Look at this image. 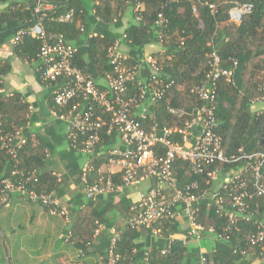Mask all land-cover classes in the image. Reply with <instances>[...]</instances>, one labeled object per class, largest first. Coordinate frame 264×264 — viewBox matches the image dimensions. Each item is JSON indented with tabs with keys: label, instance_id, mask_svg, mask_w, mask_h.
Listing matches in <instances>:
<instances>
[{
	"label": "trees",
	"instance_id": "trees-1",
	"mask_svg": "<svg viewBox=\"0 0 264 264\" xmlns=\"http://www.w3.org/2000/svg\"><path fill=\"white\" fill-rule=\"evenodd\" d=\"M235 2L250 3L253 6L251 13L244 17L239 25L229 22V12ZM0 3H8V6L0 11V46L7 43L17 30L29 27L33 21L37 20L41 23L46 36L61 35L66 44L77 47L72 66L93 80L101 90L105 86L101 85L98 80L106 81L107 77L113 74L108 50L115 43V39L102 30L119 20L127 7L134 10L137 3L143 4V10L138 12L140 21L124 31L125 43L132 52L127 64L141 66L143 63L140 60L144 47L158 42L163 52L154 54L153 57L161 66L167 81H172L173 84L163 100L148 110L145 118L135 116L134 119L149 132L155 127L158 128V133L163 127H183L184 120L172 118L167 114L166 108L171 105L190 111L200 105L201 101L191 93V90L205 81L209 69L207 57L212 50H215L223 67L230 68L231 60H236L238 64L234 75V86L224 79L217 82L214 114L218 122L217 133L221 137L224 153L227 157L264 155V109L261 112L251 110L252 102L260 97L259 86L264 85V0H39L38 2L25 0L23 3L19 0H0ZM206 3L215 4L216 13L211 14ZM47 6L50 7L49 10L45 9ZM37 7L39 11L35 12ZM69 12H72V20L61 22L60 18ZM160 14L167 21L163 28L156 26ZM94 25L98 26L97 30L90 29ZM90 33H95L96 36L89 38ZM40 48V40L23 38L21 42L13 45V52L23 61L37 62L36 77L39 82L43 83L38 71L37 57ZM10 70L11 66L8 61H0V135L21 130L27 137V144L19 152L17 169L23 175L32 171L40 173L44 153L41 147L33 146L24 130L28 114L27 105L20 95H5L1 92L2 77ZM260 72H263L261 77ZM128 88L131 95L138 94L139 86L136 82L129 83ZM50 107L58 114L66 110L56 107L51 100ZM116 139L115 135L104 136L100 143L99 150L104 148L102 152L104 162L105 153L116 147ZM174 140L180 142L177 136ZM164 151L160 148L159 153L162 155ZM101 164L102 161L99 160L95 162V167ZM241 165L242 161L232 164H216L212 169L218 168L225 177L229 171L237 170ZM13 167L14 164L10 162L9 155L5 151H0V173L9 177ZM173 171L178 179L179 187H184L193 181L198 182L199 192L209 187L206 185L204 175L187 176L185 174L187 165L180 160L175 162ZM260 171L264 184V164ZM244 177H247L250 184L249 174ZM12 178H14L12 179L14 183L22 179L21 175ZM96 178L97 174L91 172L90 181ZM113 181L114 183L119 182V174L113 177ZM60 184L55 176L44 172L38 174L35 181L28 184V189L47 193L57 191ZM217 188V193L225 194L223 190ZM5 200L6 196L0 195V206ZM257 201H260L261 212L264 214V199ZM137 205L136 203L132 206L129 218L136 213ZM193 211L194 222L205 232L212 229L213 232L208 233L216 240L213 250L204 255L205 264H253L255 261L258 262L257 251L255 254L247 251L245 235L247 229L251 228L250 225L241 224L242 232H233L226 240H218V235L222 234L227 226L226 220L216 214L212 208L207 207L205 201L194 204ZM156 223L162 224V227L167 230L164 237H169L168 231L172 229L171 219L163 218ZM69 229L71 237L67 244L80 252L79 257L87 254L95 242L96 221L89 217L88 213H79L70 223ZM101 243H104L101 256L106 264L109 235ZM0 247L2 248L1 245ZM164 250L166 252L163 253ZM188 251L189 248L179 239L172 240L165 248L154 246L145 251L132 243L127 235H123L116 245V252L120 255L118 264H196L197 260L190 256ZM241 251L247 253L241 254Z\"/></svg>",
	"mask_w": 264,
	"mask_h": 264
},
{
	"label": "built area",
	"instance_id": "built-area-1",
	"mask_svg": "<svg viewBox=\"0 0 264 264\" xmlns=\"http://www.w3.org/2000/svg\"><path fill=\"white\" fill-rule=\"evenodd\" d=\"M39 0H36L38 2ZM211 14L216 13L215 4H205ZM45 9L49 10L47 6ZM253 9L250 3L235 2L229 12V22L239 25L244 17ZM143 10V4L137 3L134 12L140 21L138 12ZM39 8L35 9L38 12ZM195 12V10H193ZM72 12L60 18L61 22H70ZM34 25L16 31L11 38L12 45L18 44L23 38L41 41L38 53L40 78L43 83H53L51 101L65 112L54 115L66 124V139L75 151H81L91 156L80 175V187L84 199L93 201L107 194H120L128 188L138 186L146 177L154 178L155 184L143 195L137 203L135 214L127 220V229L149 227L163 218H171L175 207L182 205L183 213L190 222L187 232L189 237L199 239L204 229L194 222L193 205L201 201L208 193L207 189L199 192L197 181L179 187L173 167L177 160L187 165L186 175H204L206 185L219 179L220 170L216 164H232L242 161L237 170L218 180L224 195L217 190L210 193L206 206L226 220L227 226L218 240H226L230 234L242 232L241 224H248L245 240L247 251L258 253V258L264 264V214L259 199H264L263 176L260 171L264 164L263 154H252L227 157L224 153L221 137L217 133L218 122L214 114V102L217 82L224 79L234 86V75L238 64L231 60V67L222 66L221 59L215 50L208 54V72L205 81L191 90L201 101L199 106L190 111L181 107L167 106L166 112L174 119L184 120L183 127H163L146 131L134 119L135 116L145 118L148 110L163 100L168 89L173 84L167 81L161 66L153 56H148L144 63L150 70L145 80L139 78L140 65L127 64L128 57L118 51V44L108 50L113 74L106 79V86L99 89L93 80L87 78L79 69L72 66V59L77 47L64 42L61 35L46 36L41 23L35 20ZM167 24L163 15L158 16L156 26L163 28ZM96 36L95 33L88 37ZM136 82L138 94L129 93L128 84ZM260 97L252 102L264 103V85L259 86ZM115 135L122 143L121 147L109 149L105 153V162L95 167V158L99 154L100 143L104 136ZM175 136L180 142L175 141ZM27 144V137L21 130L0 135V151H5L14 167L9 177L0 173V188L2 192L16 193L25 203L37 205L50 216L58 217L65 223V229L60 238L69 243L71 231L70 218L65 208L56 196L55 191L41 193L28 189V184L38 176V172H28L26 175L17 169L19 152ZM163 148L164 154H160ZM118 171H113L114 168ZM91 172L97 174L96 180L90 181ZM119 174V182L114 183L113 177ZM251 178V183L245 175ZM17 183L12 177L20 176ZM24 178V179H23ZM135 209V208H134ZM262 213V215H261ZM212 233L213 230L209 229ZM109 244L106 248V264H118L120 255L116 245L122 237V231L111 229ZM166 252L165 250L162 251ZM241 251V254H246ZM80 254V252H79ZM205 256L200 263L205 264ZM61 264H80V261L63 258Z\"/></svg>",
	"mask_w": 264,
	"mask_h": 264
},
{
	"label": "crops",
	"instance_id": "crops-1",
	"mask_svg": "<svg viewBox=\"0 0 264 264\" xmlns=\"http://www.w3.org/2000/svg\"><path fill=\"white\" fill-rule=\"evenodd\" d=\"M19 2L23 3L25 0ZM7 6L8 3H0V11ZM137 23L134 10L127 7L119 20L106 26L102 31L115 39L120 53L129 57L132 52L125 43L124 31ZM90 29L97 30L98 26L94 25ZM10 40L0 46V61H8L11 66L10 72L2 77L1 92L5 95H20L27 105L28 114L24 130L33 146L43 149L44 158L40 173H50L61 183L55 192L60 203L69 212L70 223L79 213H88L89 217L96 221L97 229L94 233L93 247L87 254L79 257V252L60 238L65 229L63 220L50 216L37 205L23 202L16 193H11L8 203L0 209V228L6 233H4L6 254L1 244L0 264H61L63 258L79 259L80 264H104L101 256L104 243L101 241L107 239L111 229L122 231V236L127 235L132 243L145 251L154 246L165 248L174 239L182 240L189 248L190 256L197 260L196 264H201L200 258L213 250L216 240L208 232H203L199 239L188 236L190 222L182 211V205L172 211L173 215L170 218L172 229L168 231L170 235L167 238L164 237L167 230L161 223L134 231L127 230L126 223L131 215L132 206L155 184L154 178L146 177L138 186L128 188L120 194L102 195L93 201L84 199L80 175L91 156L70 147L66 139V124L54 115L50 107L56 85L39 82L36 77L37 62L28 63L17 57ZM161 52L163 48L158 42L144 47L140 60L143 63L139 70L140 79L145 80L150 74L144 63L145 59ZM262 74L263 72L259 73L260 76ZM98 82L106 86L105 80L100 79ZM263 109L264 103L260 102L251 107L253 112H261ZM116 140V147H121L120 140L118 138ZM103 150L104 148H101L95 158V162L102 161L101 166L104 163ZM113 171H118V168L115 167ZM223 176L220 172L218 180ZM218 180L207 187V195L198 203L209 200L210 193L217 189ZM7 200L6 196L5 202ZM259 263L262 264L259 260L253 264Z\"/></svg>",
	"mask_w": 264,
	"mask_h": 264
},
{
	"label": "water",
	"instance_id": "water-1",
	"mask_svg": "<svg viewBox=\"0 0 264 264\" xmlns=\"http://www.w3.org/2000/svg\"><path fill=\"white\" fill-rule=\"evenodd\" d=\"M35 23H36V22L33 21L32 25H34ZM0 195L7 196V199H8L7 202H5V204H3V205L0 206V209H2V208L4 207V205H6V204L8 203V201H9V199H10V197H11V193H10V192H2ZM0 234H1V239H2V246H3L4 251H5V254H6V249H5V237H4V235H3L2 231H1V229H0ZM8 263H9V261H8Z\"/></svg>",
	"mask_w": 264,
	"mask_h": 264
},
{
	"label": "rangeland",
	"instance_id": "rangeland-1",
	"mask_svg": "<svg viewBox=\"0 0 264 264\" xmlns=\"http://www.w3.org/2000/svg\"><path fill=\"white\" fill-rule=\"evenodd\" d=\"M260 76V75H259ZM257 77V76H256ZM261 77V76H260ZM1 229V228H0ZM3 229V228H2ZM2 231V230H1ZM2 233H3V235H5L6 233H5V230L3 229V231H2ZM5 233V234H4ZM0 240H1V234H0ZM2 244V242H0V245Z\"/></svg>",
	"mask_w": 264,
	"mask_h": 264
}]
</instances>
